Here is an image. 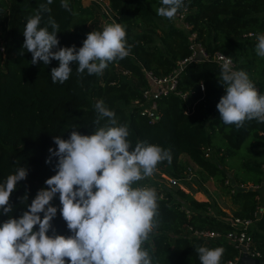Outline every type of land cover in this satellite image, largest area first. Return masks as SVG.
Wrapping results in <instances>:
<instances>
[{"label":"trees","instance_id":"trees-1","mask_svg":"<svg viewBox=\"0 0 264 264\" xmlns=\"http://www.w3.org/2000/svg\"><path fill=\"white\" fill-rule=\"evenodd\" d=\"M107 1L117 23L127 25L131 54L110 63L99 76L86 71L77 76L78 66L70 65V78L60 84L50 76L58 61L33 65L32 54L22 48L27 19L47 0H0V44L4 46L0 49V183L19 167L28 169L26 180L18 182L10 195L11 213L0 210V225L10 217H21L37 192L47 187L45 181L56 174L58 158L46 163L49 149L57 148L53 137L68 139L73 127L91 135L97 127L95 103L103 100L115 111L118 123L128 125L133 147L147 142L172 154L171 164L158 165L178 182L164 185L165 191L155 188L160 197V223L147 245L154 264H200L195 250L200 246L223 247L221 264L235 260L240 251L228 238L207 239L195 231L226 233L234 229L232 215L253 216L264 202V186L237 187L232 192L240 182H264V123L252 120L241 128L223 123L216 106L226 93L219 81L221 66L214 60H190L183 66L176 90L157 99L158 119L152 121L143 113L140 102H146L144 90L151 85L147 71L167 74L177 67L178 59L192 52V32L209 50L231 55L264 94V58L256 54L257 38L245 35L264 32V0H184L185 7L178 12H185L189 29L159 16L160 0ZM68 2L72 12L60 6L61 0H53L48 5L51 11L43 13L41 27L48 26L51 17L59 25V47L79 49L88 33L102 31L93 22L99 5ZM183 155L197 164L203 180L213 177L222 182L231 193L230 212L208 197L195 196L190 189L193 175L189 177L190 165ZM159 175L164 177L162 172ZM227 179L232 182L226 183ZM25 194L27 201L22 200ZM51 203L57 215L51 222L54 231L47 234L71 235L59 211V194ZM251 231L254 250L264 259V206Z\"/></svg>","mask_w":264,"mask_h":264},{"label":"clouds","instance_id":"clouds-1","mask_svg":"<svg viewBox=\"0 0 264 264\" xmlns=\"http://www.w3.org/2000/svg\"><path fill=\"white\" fill-rule=\"evenodd\" d=\"M160 2L157 14L168 20H174L185 7L184 0ZM52 3L47 0L27 19L22 48L32 54L33 65L59 62L51 69L53 83L63 84L70 78V65L78 66L77 76L85 71L99 76L110 63L131 54L127 25L115 22L88 33L79 49L75 45L59 47L56 21L49 17L51 31L48 26L41 27L43 13L51 11L48 5ZM60 6L72 12L68 0H61ZM257 41L256 54L264 58V34L258 35ZM221 59L219 81L226 94L216 106L220 119L236 128L252 120L264 123V94L258 92L247 72L233 70L231 58ZM94 107L97 127L93 133L83 135L73 127L68 139L54 136L57 148L49 149L46 163L58 158L56 174L45 181L47 187L37 192L21 217H10L0 225V264H154L147 245L159 227L160 197L154 187L139 182L153 177L159 164H171V151L147 142L133 147L129 127L118 123L115 111L103 100ZM27 176V167H19L0 183L3 214L11 213L10 195ZM57 194L60 214L71 233L67 237L47 234L54 231L51 222L57 207L51 202ZM22 200L27 201V194ZM195 250L200 264H221L225 253L223 247Z\"/></svg>","mask_w":264,"mask_h":264},{"label":"built area","instance_id":"built-area-1","mask_svg":"<svg viewBox=\"0 0 264 264\" xmlns=\"http://www.w3.org/2000/svg\"><path fill=\"white\" fill-rule=\"evenodd\" d=\"M177 14L184 16L185 12H178ZM187 27H189L188 23H185ZM264 34V32H257V31H250L248 32L247 36H252L254 38H257L258 35ZM191 39H192V52L189 56L178 59V66L175 67L171 72L167 74H156L153 71H147V76L150 79V87L144 90V98L146 102L141 103L142 112L147 114L150 119L156 120L159 118L158 114V103L157 99L163 95H168L171 92L176 90L181 70L183 69V66L190 60H214L217 62L220 66L222 65V59L221 57H227L231 58L232 67L233 70H239L238 64L235 61V59L227 54L226 52L215 49V50H209L204 44H202L198 39H196V32L191 33ZM0 49H4V46L0 44ZM254 83V82H253ZM256 89L260 93L258 86L254 83ZM261 94V93H260ZM138 102V100H136ZM207 155L209 153L206 152ZM189 170V177L192 176V167H188ZM169 182L177 183L178 180L175 177L168 176ZM232 182L230 179L226 180V183ZM264 186L263 183H255V182H240L236 184L232 188V192H235L237 187L240 188H252V189H259ZM185 187V186H184ZM264 206V204H260L256 211L254 212L253 216H236L232 215L231 223L234 226V229L229 230L226 233H223L221 231L217 230H203V231H195L196 235L203 236L207 239L209 238H228L231 242H233L236 247L239 249L240 253L236 257L235 260H229L225 262L224 264H235L239 261L240 257L244 253V251H247L249 254H251L254 257H260L259 252L254 250L253 247V237H252V226L254 223L260 218V209Z\"/></svg>","mask_w":264,"mask_h":264},{"label":"rangeland","instance_id":"rangeland-1","mask_svg":"<svg viewBox=\"0 0 264 264\" xmlns=\"http://www.w3.org/2000/svg\"><path fill=\"white\" fill-rule=\"evenodd\" d=\"M82 2L85 5H90L92 2H97L99 5V10L96 12L97 18L93 20V22L95 21V23L97 24V26L95 25V28L100 27L103 29V27L107 24H111L114 22L117 23L114 17V11L107 0H82ZM89 22L90 24H92V20H90ZM172 22L176 25L185 26L187 29H189V27L186 26L184 16L182 15L177 14L176 18L172 20ZM250 37L254 38L252 36ZM183 158L187 160L190 166H192L193 179L190 182V186L192 187L190 189L197 194L199 193L198 195L200 198L208 197L212 199V201L218 202L221 208H224L225 210L230 212V206L232 204L231 193L228 192L227 189H225V186L222 184V182L213 177H210L207 180H203L199 175L197 164L189 159L187 155H183ZM160 169L162 170L163 168H158V171L154 174L153 177L144 180V184H146V186L148 185L149 187L153 186L154 188H161L165 191L166 187L164 185L169 186L170 184L167 176L170 172L166 169H163L165 170V172L160 171ZM159 172H162V175L164 177H161L159 175ZM261 203L264 204V202Z\"/></svg>","mask_w":264,"mask_h":264},{"label":"water","instance_id":"water-1","mask_svg":"<svg viewBox=\"0 0 264 264\" xmlns=\"http://www.w3.org/2000/svg\"><path fill=\"white\" fill-rule=\"evenodd\" d=\"M264 263V259L260 257H254L247 251H244L239 261L236 264H261Z\"/></svg>","mask_w":264,"mask_h":264},{"label":"crops","instance_id":"crops-1","mask_svg":"<svg viewBox=\"0 0 264 264\" xmlns=\"http://www.w3.org/2000/svg\"><path fill=\"white\" fill-rule=\"evenodd\" d=\"M163 174H165V173H163ZM151 187H153V186H151ZM198 194H199V193H198ZM198 194L196 193L195 196H196L197 198H199V199H203V198H200ZM200 194H201V192H200Z\"/></svg>","mask_w":264,"mask_h":264}]
</instances>
